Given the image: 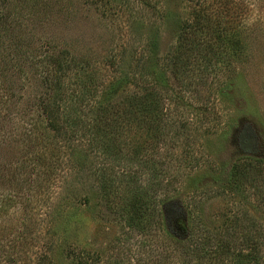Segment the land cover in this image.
<instances>
[{
  "label": "rangeland",
  "instance_id": "374dc122",
  "mask_svg": "<svg viewBox=\"0 0 264 264\" xmlns=\"http://www.w3.org/2000/svg\"><path fill=\"white\" fill-rule=\"evenodd\" d=\"M205 1L212 9L221 0ZM223 1L228 2L230 25L244 31L240 32L241 54L227 63V70L225 64L206 69L192 62L186 64V73L185 67L178 72L170 60L180 53L176 50L180 20L202 6L197 0H20L17 31L22 34L16 43L20 40V46L29 47L35 60L31 65L10 61L7 71L23 86V97L35 93L36 77L47 71L50 57L58 54L63 60L67 55L62 52L70 48L83 54L75 61H91L104 83L120 72L132 74L136 70L133 48L156 34L164 62L179 79L177 84L196 101L191 108L179 107V114L192 125L191 146L199 150L200 160L198 165L192 162V167L176 162L171 167V172L183 174V181L175 184V192L162 196L156 238L165 244L159 241L160 248L153 251L136 243L139 235L130 232L102 198L93 168L98 161L91 154L84 156L77 142L70 146L63 137H46L44 126L30 135L22 127L28 118L19 116L14 132L5 135L12 149L0 163V168L6 165L0 175L4 220L0 264H79L74 248L95 254L103 264L120 256L127 264H163L165 256L171 255L162 249L168 233L186 234L190 198L195 193V215L211 231L235 239L236 247H241L245 232L241 225L234 227L237 217L251 218L262 228L256 249L264 264V194H260L264 190V0ZM16 88L4 94L19 93ZM138 89L135 82H121L114 92L119 98ZM21 105L29 108L32 103L26 99ZM205 106L211 114L203 124ZM246 137L254 138L248 150L243 143ZM47 154L53 155V162ZM80 155L87 162L93 160L92 169L74 175ZM246 159V178L235 183L232 167ZM203 188L207 194L199 199L201 190L193 191Z\"/></svg>",
  "mask_w": 264,
  "mask_h": 264
},
{
  "label": "trees",
  "instance_id": "16d2710c",
  "mask_svg": "<svg viewBox=\"0 0 264 264\" xmlns=\"http://www.w3.org/2000/svg\"><path fill=\"white\" fill-rule=\"evenodd\" d=\"M197 1L202 6L180 20L176 36V50L180 53L170 61L178 72L192 62L201 63L206 69L225 64L223 67L227 70L228 64L242 52L239 42L242 40L240 32L244 31L230 25L228 2L221 0L210 9L207 1ZM19 8L20 0H0V163L12 149L5 135L14 132L19 116L28 118L23 119L27 126L22 127L29 130L30 135L44 126L46 137H63L70 146L77 142L83 146L84 156L91 154L93 160L98 161L93 166L94 175L108 207L122 217L130 232L139 235L136 239L139 246L156 251L160 248L159 241L165 244L156 238L162 196L175 192V184L181 185L183 181L180 178L183 174L171 172V167L174 162L177 166L199 164V150L191 146L192 125L179 114V107L187 105L191 108L196 101L185 87L177 84L179 79L172 72L173 68L164 62L156 34L133 48L131 55L136 70L132 74L120 72L119 76L104 83L97 70L92 69L91 61H75V57L83 54L70 48L62 52L67 55L63 60L57 58L58 54L50 57L47 71L36 77L35 93L23 97V86L17 85L13 73L8 75L7 71L10 61L31 65L35 60L29 47L20 46V40L16 43L22 34L17 31L21 17ZM152 64L157 68L155 71ZM130 81L139 85L138 91L116 97L115 88L121 82ZM16 87H19V93L4 94L7 89L14 92ZM26 99L32 103L29 108L21 105ZM92 99L94 102L90 104ZM202 108V123L206 124L211 110L207 111L206 106ZM253 142V137L244 139L246 150L253 147ZM47 156L51 162L55 159L51 154ZM38 157L46 159L42 155ZM93 160L87 162L86 157L80 155L74 175L84 169L91 170ZM248 165L247 159L233 165L231 174L235 183L246 178ZM5 167L4 164L0 168V175ZM197 191L202 193L198 195L199 199L207 194L204 188L193 192ZM260 194H264V190H260ZM196 196L195 193L190 198L192 210L188 214L186 234L179 237L168 233L166 247L162 249L171 255L165 256L163 264H260L261 255L256 246L258 238H262V228L251 218L237 217L234 227L245 228L244 233L241 231L244 245L238 248L234 245L235 239L211 231L204 219L195 215ZM1 208L2 205L0 216ZM3 222L0 217V223ZM74 256L79 264L100 262L95 254L77 248H74ZM104 264L127 262L120 256Z\"/></svg>",
  "mask_w": 264,
  "mask_h": 264
}]
</instances>
